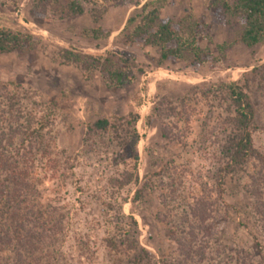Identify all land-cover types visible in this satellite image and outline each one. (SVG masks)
I'll use <instances>...</instances> for the list:
<instances>
[{
    "label": "rangeland",
    "instance_id": "rangeland-1",
    "mask_svg": "<svg viewBox=\"0 0 264 264\" xmlns=\"http://www.w3.org/2000/svg\"><path fill=\"white\" fill-rule=\"evenodd\" d=\"M95 1L106 8L97 23L88 13L52 18L47 9L35 11L34 0H0V26L36 39L0 53V149L13 156L21 147L22 136L7 127L22 123L16 110L44 123L23 142L22 169L34 210L58 226L34 240L32 251L20 248L17 264H264V228L249 192L264 171V41L240 43L239 24L223 0H166L162 18L190 15L199 23L202 62L159 64L155 48L125 43L122 29L136 7ZM95 27L108 35L92 38ZM64 49L87 60L103 54L134 78L107 85L99 68L65 63ZM230 81L249 95L261 161L249 156L228 165L237 131L233 106L218 86ZM13 89L15 112L4 95ZM129 112L139 115L135 143L124 120ZM100 118L112 126L88 130ZM134 154L136 171L120 186ZM13 253L2 260L16 264Z\"/></svg>",
    "mask_w": 264,
    "mask_h": 264
},
{
    "label": "trees",
    "instance_id": "trees-1",
    "mask_svg": "<svg viewBox=\"0 0 264 264\" xmlns=\"http://www.w3.org/2000/svg\"><path fill=\"white\" fill-rule=\"evenodd\" d=\"M103 1H110L113 4L128 3L137 8L135 13L126 18L122 29L126 44L137 40L155 48L159 64L166 60L179 62L187 58L191 61L202 62V50L197 43L199 23L190 15H186L180 20L162 18L161 12L166 0ZM218 1L214 0L213 3L216 4ZM85 3L90 5L89 9L85 8ZM221 6L229 17L235 18L238 22L240 30L237 40L240 43L251 48L264 41V0H233L231 2L223 0ZM44 9H47L52 18L58 19L88 13L94 23H97L106 11V8L100 7L95 0H34L35 11H44ZM90 31L92 38L95 39L108 35V32H103L100 27L92 28ZM34 42L36 43V39L29 32L0 26V53L19 50L24 46L33 45ZM217 46L222 50L226 45L218 44ZM59 55L65 63L81 65L86 71L99 68L102 80L107 85L120 87L126 82H131L134 78L122 70L118 63H114L110 57L103 54L95 55L87 60L84 58L87 57L85 55L74 50L64 49L59 52ZM10 85L13 88L16 87L13 83ZM218 89L233 106V122L237 131L236 137L231 143L228 165L236 166L249 156L263 160V156L257 152L252 142V132L256 130V127L253 123V107L245 85L239 81H230L220 84ZM14 93L13 89L9 95L6 92L4 95L7 96V106L10 111L15 112L16 95ZM154 111L159 116L160 111L157 107L154 108ZM14 114L15 119L22 118V123L14 125L9 123L7 127L10 128L12 134H20L23 139L20 143L21 147L16 149L13 156L8 149L4 150V147L3 150L0 149V264H7V261L2 260L1 254L8 250L10 252L12 250L13 255H16L14 263L17 264L21 260L20 252L22 251L20 248H24L25 252H30L35 243L34 240L41 241L47 233L58 231L56 224L55 226L49 225L48 221L42 220L41 213L38 214L39 210H34L36 207L32 201L34 194L32 190L30 194L28 184L24 181L22 169L26 159L23 142L39 132L44 123L34 119L33 115H23L21 111L16 110ZM138 117L137 112H129L124 118L125 123L132 129L134 143L138 138L133 125ZM146 121L149 123V117H146ZM111 126L112 123L108 119L100 118L93 121L88 130L105 131ZM1 135L4 136V133ZM132 159L131 171L125 174L124 182L120 186L130 182L136 171L137 156L134 154ZM257 174H259L258 178L252 181V189L249 192L254 198L253 210L258 219L262 221L264 228V190L262 191V188L264 189V171L259 170ZM136 193L139 195L140 191Z\"/></svg>",
    "mask_w": 264,
    "mask_h": 264
}]
</instances>
